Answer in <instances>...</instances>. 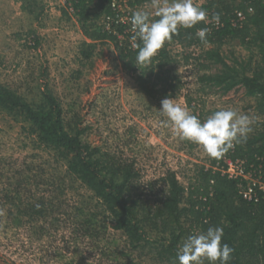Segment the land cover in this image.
Instances as JSON below:
<instances>
[{
  "label": "trees",
  "instance_id": "16d2710c",
  "mask_svg": "<svg viewBox=\"0 0 264 264\" xmlns=\"http://www.w3.org/2000/svg\"><path fill=\"white\" fill-rule=\"evenodd\" d=\"M20 1L22 10L37 18L45 12L43 0ZM114 1L67 0L85 37L79 48V64L91 62L98 46L111 42L123 70L152 99L180 96L186 83L177 66L183 64L191 66L198 85V96L186 95L187 105L202 120L219 110H205L204 96L210 93L228 96L242 91L255 98L256 109L264 115V4L260 0L197 3L208 12V23L201 21L193 28H180L142 68L134 63L137 49L132 47L129 24L116 20ZM126 1L129 18L133 11L151 3ZM68 7L62 12L70 19ZM239 11L243 12V19L238 18ZM215 12L221 13L220 25L212 20ZM202 27L210 29L207 44L195 35ZM30 34L35 37L37 48L40 38L33 30ZM233 46L247 51L249 58L237 56ZM0 113L20 119L36 146L51 155L49 172L40 166L27 167L35 172L26 175L21 183L25 182L27 188H43L41 193L26 194L11 202L19 224L22 219L34 222L56 214L68 184L76 190L84 188L97 201L84 218L81 209H76L80 212L76 215L77 226L83 234L94 239L111 225L123 236L129 252H137V257L146 256L158 264H177L176 251L186 236L209 226H220L224 229L222 242L234 249L229 264H264V191L256 188L255 198H244L242 189L247 181L215 169L221 159L206 155L208 163H194L185 183L171 169L158 178L145 179L133 162L89 142L84 137L88 127L82 128L77 121L69 123L60 98L47 85L41 90V99L35 102L0 82ZM186 143L190 149L198 146ZM225 156L241 160L248 173L264 177V126L255 128L246 142L237 144ZM86 198L82 203L89 202ZM126 264L133 263L127 260ZM204 264L208 262L205 260Z\"/></svg>",
  "mask_w": 264,
  "mask_h": 264
},
{
  "label": "rangeland",
  "instance_id": "374dc122",
  "mask_svg": "<svg viewBox=\"0 0 264 264\" xmlns=\"http://www.w3.org/2000/svg\"><path fill=\"white\" fill-rule=\"evenodd\" d=\"M43 2L47 12L55 10L56 3L58 10L68 7L64 0ZM68 8L70 19L62 15V26L54 31L57 14L36 19L23 11L17 0H0V82L35 102L47 85L60 98L66 120L88 127L84 137L93 145L133 162L145 179L158 178L171 169L187 182L190 167L194 163L207 164V154L199 146L190 149L162 126L166 119L160 114L162 100L146 96L123 70L113 43L99 45L91 62L79 64V48L85 37L72 8ZM145 9L153 11L151 3ZM31 30L40 38L37 48L35 37L29 36ZM232 50L241 59L249 58V53L238 46ZM177 68L186 85L180 96L172 99L193 113L186 95L198 96L195 75L191 66L179 64ZM204 98L205 110L232 108L251 117L252 131L264 126V115L256 109L255 98L242 91L228 96L210 93ZM200 108L198 105V111ZM24 126L20 119L0 113V264H126L127 260L158 264L146 256L137 257V252L130 253L123 236L111 225L94 239L83 234L77 226L76 209H81L84 218L97 202L84 188L76 190L67 184L60 199L62 205L53 216L34 222L22 219L21 224L15 221L16 208L11 202L26 194L41 193L43 188H27L25 182L21 183L35 172L27 167L40 166L48 172L52 168L50 153L36 146ZM85 197L89 202L82 203Z\"/></svg>",
  "mask_w": 264,
  "mask_h": 264
},
{
  "label": "clouds",
  "instance_id": "9594fccd",
  "mask_svg": "<svg viewBox=\"0 0 264 264\" xmlns=\"http://www.w3.org/2000/svg\"><path fill=\"white\" fill-rule=\"evenodd\" d=\"M151 9H137L130 18L132 47L137 49L134 63L140 68L148 66L180 28L190 29L201 21L208 23V12L194 0H151ZM212 20L220 25L221 13H213ZM209 34L207 27L195 33L204 44L208 43ZM160 114L166 117L162 126L169 128L173 136L200 146L217 160L237 144L246 142L252 131L251 117L232 108H220L202 120L186 105L166 97L161 101ZM223 237L224 229L220 226L189 234L177 248V264H204L205 260L208 264H229L234 249L222 242Z\"/></svg>",
  "mask_w": 264,
  "mask_h": 264
},
{
  "label": "built area",
  "instance_id": "2783aa9c",
  "mask_svg": "<svg viewBox=\"0 0 264 264\" xmlns=\"http://www.w3.org/2000/svg\"><path fill=\"white\" fill-rule=\"evenodd\" d=\"M67 2V0H64ZM264 4V0H260ZM117 11L116 20L120 23L129 24L131 29L130 18L128 12L130 7L126 0H115L113 3ZM239 19H243V12L239 11L237 14ZM215 169L221 170L223 173L228 174L232 178H243L247 181L246 185L242 189L243 197L252 200L257 196L256 188L264 191V177L256 176L253 173H248L241 160H233L225 155L221 158Z\"/></svg>",
  "mask_w": 264,
  "mask_h": 264
},
{
  "label": "crops",
  "instance_id": "0c3cea01",
  "mask_svg": "<svg viewBox=\"0 0 264 264\" xmlns=\"http://www.w3.org/2000/svg\"><path fill=\"white\" fill-rule=\"evenodd\" d=\"M3 2H5V1H7V0H2ZM17 2H19V4H20V7L22 6V3H21V1L20 0H17ZM60 2V1H59ZM63 2L61 1V4H62ZM43 4H44V2H43ZM57 5L56 6H54L55 7V10L53 9V8H50V10H48V12H47V10L45 9V11L46 12H44V14L43 15H41L40 17H36V16H34L36 19H44L45 17L46 18H48V17H51L52 15H54V13L55 14H57L58 15V19H57V22L56 23H53L52 25H53V27H52V29H54V31H59L58 30V26L60 25V26H62V15H63V13L61 14V9H63V8H61V9H59L58 10V4L59 3H56ZM44 6H45V4H44ZM57 8V9H56ZM22 9V8H21ZM24 12H26V11H24ZM45 13H48L46 16H45ZM3 14H4V12H3ZM29 14V13H28ZM31 15V14H30ZM3 17H5V15L3 16ZM75 21H76V19H75ZM60 23V24H59ZM76 23H77V21H76ZM56 25V26H55ZM78 25V24H77Z\"/></svg>",
  "mask_w": 264,
  "mask_h": 264
}]
</instances>
